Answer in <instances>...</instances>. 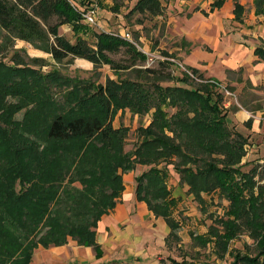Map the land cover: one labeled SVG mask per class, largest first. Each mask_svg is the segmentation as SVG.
Here are the masks:
<instances>
[{"label":"trees","instance_id":"obj_1","mask_svg":"<svg viewBox=\"0 0 264 264\" xmlns=\"http://www.w3.org/2000/svg\"><path fill=\"white\" fill-rule=\"evenodd\" d=\"M90 3L0 0L1 53L22 39L57 62L81 57L92 63V74L80 76L42 71V57H30L33 63L0 57V258L30 264L38 245H59L69 238L96 248L97 222L123 190L122 173L140 164L135 192L165 218L168 239H179L173 215L177 198L167 184L176 172L203 212L202 192H217L228 201L221 214L209 215L205 233L191 232L193 242L200 247L212 242L216 255H229L227 264H264V160L243 159L249 135L229 122L224 94L209 78L195 81L204 77L195 67L185 65L193 75L182 68L175 75L170 70L174 60L143 65L148 55L130 31L133 38L104 28L93 29L91 40L83 36L78 5ZM234 6L241 9L237 0ZM135 10L158 14L161 6L159 0H137L126 14ZM62 24L72 28L73 39L60 31ZM181 42L188 41L182 37ZM255 52L264 59L263 46ZM116 53L122 55L113 57ZM104 64L116 78L106 76L102 82L92 76ZM33 85L34 112H40L41 102H50L49 107L41 118L18 121L13 114L24 101L9 97L26 98ZM118 104L138 115L152 113L147 124L136 127V142L129 149L128 127L113 123ZM243 230L253 239L252 249L232 248Z\"/></svg>","mask_w":264,"mask_h":264},{"label":"crops","instance_id":"obj_2","mask_svg":"<svg viewBox=\"0 0 264 264\" xmlns=\"http://www.w3.org/2000/svg\"><path fill=\"white\" fill-rule=\"evenodd\" d=\"M104 1L109 5L113 3V0ZM124 1L131 5V9L137 0ZM159 2L161 11L158 14H152L148 10H135L126 14L127 11L125 14L131 16L136 13V17H141V14L150 15L157 24L165 23L169 37L176 35L178 39L167 50L175 52L177 60L182 64L197 68L215 83L224 94L225 106L229 107L230 102L226 100L228 94L223 87H228L223 79L235 83L238 81L240 68H245L244 74L251 83H264V59L255 52L256 46L264 47V0H237L241 5L239 10L234 9L235 0ZM137 21L140 22L139 18ZM120 31L123 33L124 29ZM182 37L188 41L186 44H182ZM140 39H144V48L151 50L153 42L150 37L140 36ZM189 42L191 44L188 45ZM158 46L162 47L160 41L156 44ZM228 72L233 76L229 77ZM227 118L238 130L249 135V141L252 139L245 144V156L256 150L261 156L260 160H264V119L262 120L261 115L251 114L244 107H236L228 110ZM241 125H245L247 131L243 127L240 129ZM141 168L142 165L139 164L135 169L122 173L123 190L114 206L103 213L97 222L96 248L78 244L72 238L59 245H38L34 249L31 264H183L192 261L184 260L186 243H192L194 249L198 246L193 242L191 232L205 233L207 230L200 228L199 231H189L186 236L183 234L184 219H197L196 206L192 204L194 195L183 193L175 185V181L172 186L168 184V179L172 180V177H168L167 184L172 195L177 198L173 215L179 222V239H168L170 227L165 218L156 215L135 192L134 176ZM205 194L208 193L202 192L203 197ZM183 202L189 207L184 212L181 210ZM200 211L202 212L201 206ZM206 246L213 249L210 241ZM175 250L178 252L175 253Z\"/></svg>","mask_w":264,"mask_h":264},{"label":"rangeland","instance_id":"obj_3","mask_svg":"<svg viewBox=\"0 0 264 264\" xmlns=\"http://www.w3.org/2000/svg\"><path fill=\"white\" fill-rule=\"evenodd\" d=\"M131 5L128 4V2H125L124 0H113V3L109 5L104 0H99V17H98V23L97 24H88L86 23L82 17H80V21L82 23L84 22V27H80L78 30L79 33H81L83 36L87 37L89 40L92 39V31L93 29H100L101 26H105L108 29L112 30H120L124 29L127 31H130L133 36H135L137 39L136 44L138 47L145 51L148 55L147 59L145 60L143 65H149V66H157L159 61H163L170 58H162V56H166L163 51L169 52L168 46L174 45L176 42H178L177 36H170L169 32L167 33V30H165L166 26L165 23L157 24V21H155L154 17L148 15H142L141 17H136L137 14L133 13L131 16L127 15L126 12L130 9ZM114 8H117L118 10H115ZM140 20L138 22L137 20ZM162 20V19H160ZM60 31L64 33L66 36L73 39L74 34L72 31V28L68 24H62L60 27ZM140 36L150 37L151 41L153 42V46L151 50L144 48V39H140ZM133 38V37H132ZM160 41L162 47L158 46L156 47L157 42ZM15 49L8 50L7 52L1 53L0 57L4 58L6 61L16 63H21L17 58L27 60L29 63H33V61L30 60V57L37 56L43 58V63L41 65L42 71H48V70H59L61 73L68 74V75H80V76H86L89 74H92V63L84 58L80 57H74V58H65L60 62H57L51 57V54L48 52H45L43 50H40L38 48H34L30 43L26 42L22 39H16L14 44ZM171 53V52H169ZM175 55L171 58H176L174 61V64L170 65V70L172 73L180 74L181 67L177 61V55L175 52H173ZM122 54L116 53L113 54V57L119 58ZM152 57V58H150ZM171 60V59H170ZM179 65L180 69L176 66ZM140 65V64H138ZM185 66V64H184ZM245 68H240L238 81L235 83H232L231 80L223 79V81L226 82V86L231 89L233 92L232 94H228L226 96V100H228L230 105L228 109L233 110L236 107H244L251 111V114H260L262 120L264 119V83H256L253 84L248 79V77L244 74ZM93 77H98L99 81H105L106 76H110L113 78H116V75L113 73L112 69L107 65L104 64L99 71V74L92 75ZM228 76H233L232 73L228 72ZM242 76V77H241ZM228 77V78H229ZM206 77H196V80L204 81ZM32 80V79H31ZM30 80V81H31ZM42 81V80H41ZM167 82H172V80H168ZM178 83L184 84L183 81H179ZM193 83V82H192ZM33 89H37L35 85H33V88L31 90H27L26 98L20 97V96H11L9 97V100L11 102H16L19 99H22L24 101V106L18 109L14 114L13 118L20 121L23 117L26 118H41L46 109L49 107L50 102H41V109L40 112L36 114L34 112V101L37 99L36 97L31 98ZM62 89H65L64 86H62ZM62 89L57 90L54 94L55 98H61ZM64 91V90H63ZM38 95V93H37ZM39 96V95H38ZM39 109V107H38ZM169 112H172L174 110L173 107L167 108ZM152 117L151 112H147L143 115H138L136 113H133L131 109L127 105H120L115 107L114 112V118L113 122L115 125L118 126H125L128 127L127 130V136L125 138V149L131 148L134 143L136 142V127L139 124H147ZM262 124V123H261ZM15 127H21V124L16 125ZM244 131H247V128L245 125H241V128ZM256 138V137H255ZM252 139L249 141L251 142ZM258 155V152L256 150H252L249 152L248 156H245L246 158H252ZM139 166V164H137ZM136 165V166H137ZM170 177H172V180L168 179V184L171 186L173 185V181L176 182V186L180 187V190L183 193H188L187 191V185L185 183H181L178 179V174L176 172L171 173ZM171 179V178H170ZM205 206L207 208L206 211H200V205L196 199L192 200V204L196 206L197 210V219L195 221L184 219V231L183 234L186 236V234H189V231H199L200 228L206 229L208 223L211 222V218L209 217L210 214H221L226 207L228 201L224 198H219L217 192L208 193L204 196ZM181 206L183 207L182 212H184L185 209H188V204L182 203ZM231 247L232 248H241L244 250V248H247V245L250 249L253 247V239L249 236L247 231L243 230L236 238H234L231 241ZM177 253L178 251L175 250ZM184 260H195V259H208L214 264H227L230 257L229 255H225L224 257H220L216 255L215 251L212 248L209 247H200L197 246V249H194L189 243H186V246L184 248ZM181 254L183 252L180 251ZM186 256V257H185ZM0 264H15V260L7 259L2 260L0 258ZM31 264V261H30Z\"/></svg>","mask_w":264,"mask_h":264},{"label":"built area","instance_id":"obj_4","mask_svg":"<svg viewBox=\"0 0 264 264\" xmlns=\"http://www.w3.org/2000/svg\"><path fill=\"white\" fill-rule=\"evenodd\" d=\"M79 7V12L81 14V17L83 18V20L88 23V24H97L98 23V17H99V0H91V3L84 7L82 5H78ZM124 36L128 37V38H132V35L129 31L124 30L123 31ZM152 58V57H150ZM162 58H170L171 60L176 61L174 58L168 57V56H162ZM177 63L181 66L184 67L183 69L187 70L191 75H193V73L188 70L184 64H182L180 61H177ZM223 90L226 94H232L233 92L231 90H229L226 87H223ZM184 264H214L213 262H211L208 259H195L192 261H189L188 263H184Z\"/></svg>","mask_w":264,"mask_h":264}]
</instances>
